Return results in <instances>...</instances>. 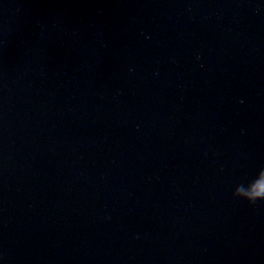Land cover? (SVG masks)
<instances>
[{
    "label": "water",
    "instance_id": "1",
    "mask_svg": "<svg viewBox=\"0 0 264 264\" xmlns=\"http://www.w3.org/2000/svg\"><path fill=\"white\" fill-rule=\"evenodd\" d=\"M0 264H264V0H0Z\"/></svg>",
    "mask_w": 264,
    "mask_h": 264
}]
</instances>
